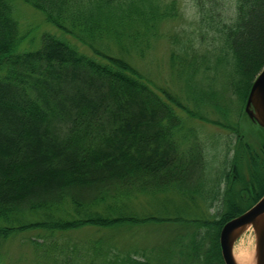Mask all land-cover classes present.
Returning a JSON list of instances; mask_svg holds the SVG:
<instances>
[{
    "label": "trees",
    "instance_id": "16d2710c",
    "mask_svg": "<svg viewBox=\"0 0 264 264\" xmlns=\"http://www.w3.org/2000/svg\"><path fill=\"white\" fill-rule=\"evenodd\" d=\"M25 1L91 54L48 31L21 48L12 0H0V247L21 233L34 250L26 264H224L222 225L264 194V129L253 144L240 125L264 66V0H194L193 30L171 41L180 91L96 42L120 43L129 23L145 34L173 4ZM141 35H127L135 50ZM201 124L225 131L224 146ZM164 192L182 201L133 209L139 194ZM163 227L152 247L118 238Z\"/></svg>",
    "mask_w": 264,
    "mask_h": 264
},
{
    "label": "rangeland",
    "instance_id": "374dc122",
    "mask_svg": "<svg viewBox=\"0 0 264 264\" xmlns=\"http://www.w3.org/2000/svg\"><path fill=\"white\" fill-rule=\"evenodd\" d=\"M139 2L140 0H134ZM151 2H157L161 5V8L173 4L176 15L171 18H164L157 21V24L149 29L145 34L143 28H139L138 24H128L121 28L124 29V35L120 38V43L108 42L106 37L97 38L96 42L102 45V48L111 54H116L124 57L130 61L138 70L144 74L155 85L165 87L168 86L172 90L178 91L182 86L175 76L172 74V70L169 67V57L175 44L171 42L177 36H180V30L187 28L188 32L193 30L191 24L194 22L196 15V7L194 0H151ZM141 5V3H138ZM13 16L17 20L19 33L23 37L20 43L21 48H33L38 44L39 36L45 32H52L58 36L67 37L68 40L75 44L79 49L91 54L90 50L85 44L77 41L75 37L65 31L59 29L54 24L48 22L44 14L35 8L25 0H12ZM141 31V43L139 44V50L133 49L130 41L127 38L129 32H133L136 29ZM174 37V38H173ZM123 45V46H121ZM180 91V90H179ZM241 129L245 137L253 144L261 142L262 132L260 131L255 122L249 117L245 116L241 119ZM203 139L207 143L211 141L212 136L219 135L221 137L220 144L224 146V140L226 139V132L213 125H199ZM259 127V128H258ZM216 138V137H215ZM222 153L214 161L222 160ZM180 198L173 193L164 192L155 196L147 194H139L132 204L133 209L137 212L150 213L156 212L164 206L168 209L174 207V205L181 202ZM213 212V210L211 209ZM38 213L29 214L27 219H37ZM166 227L155 230L153 228H142L135 232L132 237L124 236L123 234L118 237L120 244L127 246L131 243L138 244L139 246L152 247L159 242V239L165 238L168 234ZM92 231L87 228L72 232L73 237L90 236ZM31 235V234H25ZM25 235L21 233L13 234L6 239L0 247V260L2 264H26L34 256V250L31 245L25 240ZM123 235V236H122ZM152 244V245H151ZM241 244L250 245L254 249V257L256 259V234L253 226L248 224L240 229H237L234 236L232 245V252L236 250Z\"/></svg>",
    "mask_w": 264,
    "mask_h": 264
},
{
    "label": "water",
    "instance_id": "95a60500",
    "mask_svg": "<svg viewBox=\"0 0 264 264\" xmlns=\"http://www.w3.org/2000/svg\"><path fill=\"white\" fill-rule=\"evenodd\" d=\"M244 111L253 122L264 129V66L250 86ZM262 215H264V194L248 209L222 225L219 231V246L224 264H236L232 252L235 232L248 224L253 226L256 234L255 264H264V218L261 217Z\"/></svg>",
    "mask_w": 264,
    "mask_h": 264
},
{
    "label": "bare ground",
    "instance_id": "6f19581e",
    "mask_svg": "<svg viewBox=\"0 0 264 264\" xmlns=\"http://www.w3.org/2000/svg\"><path fill=\"white\" fill-rule=\"evenodd\" d=\"M261 217L264 218V215ZM254 255V249L250 245L241 244L233 251V258L236 264H255Z\"/></svg>",
    "mask_w": 264,
    "mask_h": 264
}]
</instances>
